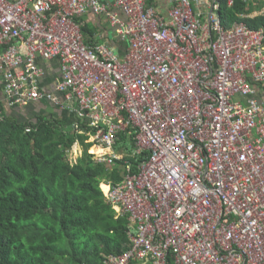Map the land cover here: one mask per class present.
Wrapping results in <instances>:
<instances>
[{
	"label": "built area",
	"instance_id": "1",
	"mask_svg": "<svg viewBox=\"0 0 264 264\" xmlns=\"http://www.w3.org/2000/svg\"><path fill=\"white\" fill-rule=\"evenodd\" d=\"M220 3L0 0L8 109L67 108L97 163L122 162L105 196L130 248L104 264H264V28L225 26ZM90 18L112 39L86 44Z\"/></svg>",
	"mask_w": 264,
	"mask_h": 264
},
{
	"label": "trees",
	"instance_id": "2",
	"mask_svg": "<svg viewBox=\"0 0 264 264\" xmlns=\"http://www.w3.org/2000/svg\"><path fill=\"white\" fill-rule=\"evenodd\" d=\"M228 1L221 0L219 9L225 26L244 21L264 27V14L245 17L262 9L264 0ZM96 31L83 26L86 44ZM38 104L45 110L21 121L0 99L6 117L0 122V264H104L107 256L130 248L129 217H116L102 190L123 181L122 162L97 163L88 135L50 103ZM119 137L118 147L129 150L127 161L137 170L141 157L132 156L126 134ZM76 145L82 154L73 163L68 153Z\"/></svg>",
	"mask_w": 264,
	"mask_h": 264
},
{
	"label": "crops",
	"instance_id": "3",
	"mask_svg": "<svg viewBox=\"0 0 264 264\" xmlns=\"http://www.w3.org/2000/svg\"><path fill=\"white\" fill-rule=\"evenodd\" d=\"M233 1V0H232ZM248 1V0H247ZM230 2H231V0H229L228 1V4L230 5V6H232V4H230ZM255 11V10H254ZM251 12V13H249V14H246L245 15V17H248L249 15H255V14H258V13H261V12ZM262 14H264V7L262 8ZM82 18V17H81ZM88 17H86L85 18V20L87 19ZM87 22V24H91L93 27H95V28H97V31L95 32V33H97V32H99L98 34L99 35H102V34H104V36H105V39H112V36H111V30L108 28V27H106V26H102V25H100V24H98L97 22H95V19H93V18H90L89 20H87L86 21ZM236 22V21H235ZM244 23V22H243ZM247 26H249L247 23H245ZM250 27V26H249ZM250 28H252V27H250ZM262 28H264V27H262ZM253 29H255V28H253ZM103 30V31H102ZM101 31V32H100ZM98 39H99V37H98ZM97 39V40H98ZM102 43V42H101ZM115 46V45H114ZM116 48H117V51L120 49V47L119 46H116ZM122 50V49H121ZM120 50V51H121ZM119 52V51H118ZM49 69V71H51V70H53L52 68H48ZM54 70L56 71V69H55V67H54ZM51 73V72H50ZM50 73H49V75L47 76V78L45 79V83H47L48 85H50L51 84V82H52V79H51V76H50ZM3 76L2 75H0V99H2L4 102H6V95H5V91H4V83H3ZM38 108V109H37ZM36 110H41L40 112H42V111H44L45 110V106L44 105H42V104H38V103H33V104H29V106H27V107H24V108H21V109H16V110H10L9 109V115H11V116H14V117H17V118H19L21 121H24V120H26V119H30L31 117H33L34 116V112L36 111ZM54 112V111H53ZM57 112H59L60 114L59 115H62V116H64V117H66L67 119L69 118V119H71L73 122H75V120H76V113H74L73 111H70L69 109H64L63 111H60V110H57ZM70 120V121H71ZM71 123V122H70ZM81 148V147H80ZM71 152V151H70ZM70 152L68 153V155L70 154ZM81 154H82V151L80 152V156H81ZM80 156H77V160H78V158L80 157ZM76 160V161H77ZM75 161V162H76ZM106 192V191H105Z\"/></svg>",
	"mask_w": 264,
	"mask_h": 264
},
{
	"label": "rangeland",
	"instance_id": "4",
	"mask_svg": "<svg viewBox=\"0 0 264 264\" xmlns=\"http://www.w3.org/2000/svg\"><path fill=\"white\" fill-rule=\"evenodd\" d=\"M103 1H105V0H103ZM258 12H261V11H258ZM110 30H111V36L113 35V30L110 28ZM110 49H111V51H114V53L117 55L118 54V51H117V48H116V46H113V47H110ZM93 151V149L90 151V152H92ZM80 152H81V148H80V146L79 145H76L74 148H73V150L70 152V154L68 155V159L71 161V162H73V163H75V161L77 160V156H80ZM102 190H106L107 191V188H106V186H103L102 187ZM104 192V191H103Z\"/></svg>",
	"mask_w": 264,
	"mask_h": 264
},
{
	"label": "clouds",
	"instance_id": "5",
	"mask_svg": "<svg viewBox=\"0 0 264 264\" xmlns=\"http://www.w3.org/2000/svg\"><path fill=\"white\" fill-rule=\"evenodd\" d=\"M233 3H234V0H233ZM233 5V4H232ZM258 11H261V13H258V14H255V15H259V14H262V9H260V10H255L254 12H258ZM255 15H249V16H251V17H253V16H255ZM237 22V21H236ZM239 22H244V21H239ZM235 23V22H234ZM245 23V22H244ZM107 184H103L102 185V187L103 186H106ZM107 188V187H106ZM104 191V194H105V190H103ZM115 211V210H114ZM116 212V211H115ZM116 216H117V214H116Z\"/></svg>",
	"mask_w": 264,
	"mask_h": 264
},
{
	"label": "bare ground",
	"instance_id": "6",
	"mask_svg": "<svg viewBox=\"0 0 264 264\" xmlns=\"http://www.w3.org/2000/svg\"><path fill=\"white\" fill-rule=\"evenodd\" d=\"M106 191V190H105Z\"/></svg>",
	"mask_w": 264,
	"mask_h": 264
}]
</instances>
